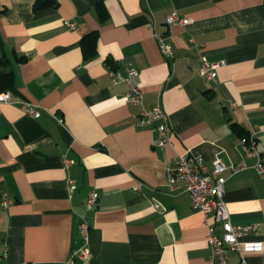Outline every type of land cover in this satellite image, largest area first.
<instances>
[{
  "label": "crops",
  "instance_id": "crops-1",
  "mask_svg": "<svg viewBox=\"0 0 264 264\" xmlns=\"http://www.w3.org/2000/svg\"><path fill=\"white\" fill-rule=\"evenodd\" d=\"M35 1L0 0V58L14 82L10 101L0 102V264H65L83 245L82 215L90 257L76 264H207L204 217L165 179L185 152L208 169L217 154L227 166L244 161L223 173V200L233 224L259 227L248 239L262 249L245 264H264V181L230 127L264 152V0H55L34 11ZM171 12L192 22L168 26ZM90 33L96 50L85 57L80 40ZM153 33L165 35L171 57ZM202 59L220 64L215 81L200 76ZM125 64L137 70L141 106L126 103L127 86L108 77L107 67ZM22 102L40 116L26 115ZM156 105L170 127L162 148L137 124L141 109ZM63 159L73 163L65 168ZM90 192L98 200L86 211ZM2 193L12 204H1ZM226 264H240L238 255L227 252Z\"/></svg>",
  "mask_w": 264,
  "mask_h": 264
},
{
  "label": "built area",
  "instance_id": "built-area-1",
  "mask_svg": "<svg viewBox=\"0 0 264 264\" xmlns=\"http://www.w3.org/2000/svg\"><path fill=\"white\" fill-rule=\"evenodd\" d=\"M191 19L182 17L176 12H171L166 17L168 26L178 25L185 27L191 23ZM65 25L72 31H77V27L72 22H66ZM151 27V26H150ZM157 42L160 54L164 58L172 56L171 45L167 42L165 35L153 33ZM220 64L210 63L202 59L199 67V74L208 81L216 80V69ZM107 74L111 83H124L127 86L125 101L130 105H142V93L134 86L133 80L137 77V70L128 64H125L122 70L107 67ZM11 95L9 92L0 93V102H9ZM21 110L30 117H39L40 113L35 105L28 102L20 103ZM59 124L61 118H56ZM137 124L141 127H147L151 132L157 134L155 147H166L171 145L170 127L168 118L162 108L156 105L150 109H141ZM242 151L244 158H257L255 170L259 177L264 181V152H258L255 148V140L252 136L241 138ZM65 168H68L73 161L63 159ZM171 165L165 167L166 183L170 187H181L189 193L191 209L204 217L207 227L205 238L206 246L209 248L207 264H226V254L229 251L235 252L240 260V264H245L244 257L247 253L260 252L262 243L260 241H251L248 237L257 232L258 225L246 224L235 225L230 220V215L226 204L223 200L225 178L223 173L230 171L235 174L245 168L242 161L236 165H225L219 155H215L212 161V167L208 169L201 157L189 152L181 153L173 157ZM68 186L74 188V181L67 179ZM136 190L141 189V185L135 186ZM98 200L96 192H90L85 200V210L89 211L94 208ZM1 204L8 206L12 201L2 193ZM211 215V220L209 216ZM79 232L82 236L83 245L72 251L65 264H76L77 259L85 260L90 257L88 249V230L85 216H80L78 225Z\"/></svg>",
  "mask_w": 264,
  "mask_h": 264
},
{
  "label": "trees",
  "instance_id": "trees-1",
  "mask_svg": "<svg viewBox=\"0 0 264 264\" xmlns=\"http://www.w3.org/2000/svg\"><path fill=\"white\" fill-rule=\"evenodd\" d=\"M56 5L57 3L55 0H36L33 5V10L40 11L48 8H55ZM96 10L100 19H104L107 17V12L105 11L103 6L98 5L96 7ZM96 41V33H90L88 35H85L80 40V48L83 56L90 57L95 53ZM17 60L19 62L25 61L23 57H20ZM9 64V59L2 55L0 58V93L13 90V73L11 70H7ZM230 127L233 131L237 132L238 134L241 133V138L246 136V134H244V132L241 130V127L238 126L236 123H231Z\"/></svg>",
  "mask_w": 264,
  "mask_h": 264
}]
</instances>
